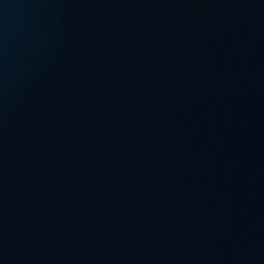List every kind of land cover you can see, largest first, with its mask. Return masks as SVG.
Masks as SVG:
<instances>
[{
	"label": "water",
	"instance_id": "95a60500",
	"mask_svg": "<svg viewBox=\"0 0 264 264\" xmlns=\"http://www.w3.org/2000/svg\"><path fill=\"white\" fill-rule=\"evenodd\" d=\"M0 264H264V0H121L0 148Z\"/></svg>",
	"mask_w": 264,
	"mask_h": 264
}]
</instances>
